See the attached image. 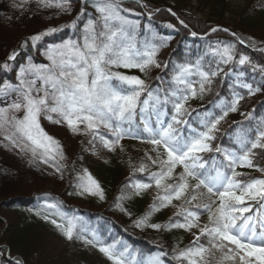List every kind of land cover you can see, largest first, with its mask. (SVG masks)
Masks as SVG:
<instances>
[{
    "label": "snow or ice",
    "instance_id": "1",
    "mask_svg": "<svg viewBox=\"0 0 264 264\" xmlns=\"http://www.w3.org/2000/svg\"><path fill=\"white\" fill-rule=\"evenodd\" d=\"M27 2L20 0V4H14V7H22ZM38 2L43 7H54L65 13L70 11L65 0ZM121 5L122 0H94L97 16L87 19L79 38L49 45L43 53L47 64L29 60L20 67L17 83L5 82L0 86V97H4V106L0 107V136L12 148L30 153L41 163L65 159L59 141L41 127L42 118L66 124L73 134L90 135L89 143L93 145L99 139L109 151L126 137L141 139L153 146L156 156L145 155L157 166V171L150 173L149 183L137 182L131 187L138 195L154 183L159 191L158 203L150 206L151 210L136 221V226L158 231L182 229L190 232L196 229L198 234L192 246L179 250L174 256L180 264H264V218L250 214L252 208L247 203L256 201L264 209V179L245 181L239 179L243 173L237 171V168L255 167L254 150L264 149V127L255 132L254 139L247 132L238 133L236 150L216 146L215 151L222 153L226 164L222 162L216 166L214 163L211 169L201 154L213 151L211 141L216 139L218 125L229 112L237 111L244 97L234 93L231 102L222 106V114L202 120L199 131L190 129L188 135H184V130L178 127L188 125L183 117L190 115L186 107L189 99L201 97L211 90L212 79L223 71L220 64L237 62L243 66L251 63L249 57L240 54L237 61L234 44L218 45L216 70H205L199 61L194 65H179L172 76L175 87H170L161 97L160 90L149 88L144 79L114 70L138 69L147 74L151 67H161L156 55L163 42L160 45L148 41L139 43L136 25L123 15L131 10ZM68 27L76 28V21ZM57 31V28H49L31 36L32 46ZM17 55L14 51L7 59L15 60ZM4 68L8 65L5 64ZM259 71L264 72V67ZM193 76L198 79H191ZM241 86L248 90L249 95L259 91L247 83ZM168 105H171L170 119L163 111ZM153 113L155 124L151 121ZM140 125L143 126L142 131ZM101 129L107 130L108 138ZM177 168L181 169L178 174ZM137 170L143 173L147 166L141 164ZM258 170L264 173V169ZM77 179L81 181L77 185L81 194L98 195L103 199L102 189L87 170ZM124 198L127 197L117 199ZM174 200H183L184 204L192 207L180 205L176 212L180 219L173 221L170 218L167 225L148 223L154 212L172 205ZM116 206L124 211L120 203ZM47 207L53 209L55 205ZM204 213L207 214V222L201 225L200 216ZM53 214L60 215L59 212ZM44 218L48 219V216ZM51 222L66 239L72 240L74 235L84 239L73 218L61 216L60 222L56 219ZM201 237L207 238V244L199 243ZM84 242L98 248L112 264H131L126 256L127 248L120 251L116 244H104L95 236L92 240L84 239ZM163 255L152 257L147 264H163L160 258ZM14 264L24 262L15 258Z\"/></svg>",
    "mask_w": 264,
    "mask_h": 264
},
{
    "label": "trees",
    "instance_id": "2",
    "mask_svg": "<svg viewBox=\"0 0 264 264\" xmlns=\"http://www.w3.org/2000/svg\"><path fill=\"white\" fill-rule=\"evenodd\" d=\"M171 1L122 0V8L131 10L124 12L123 15L136 25V39L139 43L148 41L160 45L163 42L172 47L165 58L160 54L161 47L158 48L156 58H164V65L160 71L152 67L147 74L141 73L138 69L119 68L114 69L115 71L144 79L149 88L159 89L163 97L166 90L175 87L172 84V76L179 65H194L199 61L205 70L213 64L217 65L219 57L215 55V51L218 45L234 44L236 60L238 61L239 55L243 54L251 61L250 64L243 66L237 62L220 64L219 67L224 69L225 74L212 79L211 90L206 91L201 97L189 99L192 103L188 109L190 115L183 117L188 121V125L178 126L184 130L185 135H188L190 129L201 130L202 120L221 115L222 106L231 102L234 93L246 96V91L237 86V80L229 73L238 76L241 82L250 84L252 88L259 89L264 95V72L259 71L264 67V54L255 50L259 46H264V0H253V7L240 11L237 15L238 20L232 22L226 18L230 11L226 0H210L207 4L208 13L203 20L192 18L183 12L181 8L183 5L176 1L185 0ZM82 7L84 9L82 16L86 20L97 16L94 0H82ZM78 24L79 28L82 27L81 23ZM216 27L227 31L217 29L216 32L209 33ZM193 32L196 33L195 36L192 35ZM22 45L24 53L34 58L35 48L32 44L25 41ZM35 62L38 63L40 60ZM165 65L167 67H164ZM191 79L196 80L198 77L193 76ZM243 99L237 110L244 104ZM248 110L251 111V121L229 126L220 135L218 143H212L213 151L204 158L207 167L219 159L220 164L223 162L222 153L215 151L216 146L230 151L236 150L235 140L238 133L247 132L254 139L255 132L264 127V99L250 106ZM163 111L167 112V118L170 119L171 105ZM232 113L234 112H229ZM139 119L138 115L137 123ZM155 119L153 113L151 120L155 122ZM142 127L140 125L141 131ZM141 142V139H131L124 144L119 149V163L113 158L109 163L101 162L85 150L83 144L72 154L69 164L62 168L61 187L57 192H33L27 199L16 197L7 202L0 201V211L8 218L0 219V222L6 223L5 233L0 235V264H14L15 258H20L24 264H112L98 248L84 242V239L92 240L93 236L104 244H116L120 251L127 248L126 256L131 264H147L148 260L160 253H164L160 257L163 264H180L174 256L179 250L190 247L193 243L187 239L186 231L182 229L158 231L151 227L136 226V221L151 210V205L146 203L142 192L136 194L131 184L149 183L150 173L157 171V166L145 155L147 153L153 156L149 151L152 145L148 143L144 145ZM141 164L147 166L143 173L137 170ZM84 170H87L99 184L103 191V199L98 195L81 194L77 187L81 181L77 178L83 176ZM123 171L128 173L127 178H121ZM180 171L176 170V174ZM245 173L250 176L248 180L261 178L250 175L251 170H246ZM152 186L155 187V184ZM118 197L127 198L118 201ZM176 202L179 205L183 204L184 207H192L184 204L183 200ZM204 202H207L206 199ZM117 203H120L124 211L116 206ZM247 203L252 208L250 214L264 218V209H261L256 201L249 200ZM49 204L55 205V208L49 209L47 207ZM56 212L60 215L53 214ZM46 215L48 219L44 218ZM61 216L73 218L77 231L84 239L75 235L72 240L66 239L51 222L53 219L60 222ZM200 217L207 220L206 213ZM169 221L170 219H165L160 209L152 214L148 223L167 225ZM257 227L259 228V224ZM54 242H59L60 245L56 247ZM199 243L207 244V238L201 237Z\"/></svg>",
    "mask_w": 264,
    "mask_h": 264
},
{
    "label": "rangeland",
    "instance_id": "3",
    "mask_svg": "<svg viewBox=\"0 0 264 264\" xmlns=\"http://www.w3.org/2000/svg\"><path fill=\"white\" fill-rule=\"evenodd\" d=\"M65 2L70 8V11L67 13L62 12L54 7H43L42 4L38 2V0H28V2L22 7H14V4H20V0H0V86H2L5 82L12 84L17 83L16 75L20 67L22 65H26L29 60H31L32 63H36L35 61L40 60V62L36 64H47L48 61L43 53L49 45L59 44L68 39L76 40L80 37L81 30L83 29L84 24L87 22L86 18L81 15V12L84 10L82 7V0H65ZM171 2L174 1L172 0ZM176 2L183 5L181 8L183 12L186 13V15L198 20H203V18L206 17L208 13L207 4L210 2V0H185V2ZM226 2L228 3L230 10L229 13L226 14V18L228 19L227 21L230 22L238 20V13H240L242 10L251 9L254 4L253 0H226ZM139 4L141 5V3ZM78 17L79 19H77ZM73 21H76L77 27H68V25H70ZM78 23H81L82 27L79 28ZM49 28H57L58 31L44 36L41 41L37 42L36 46H33L35 48L34 58L27 56L22 49L23 42L27 41L29 44H32L30 40L31 36L43 33ZM216 29L224 31V29L219 27H216ZM211 32L212 30L209 33ZM14 47L21 49L23 54L19 56L15 62L7 63L6 60L9 52ZM171 47L172 45L163 44V46L160 48L161 56L165 58ZM255 50L264 54V46H259ZM164 58H156L161 67L157 68L153 66L152 68L160 71L164 65ZM5 64L8 65V68H4ZM208 69L216 70L217 65L213 64ZM224 74L225 72L223 69V71L218 72L217 76L222 77ZM229 75L237 80V86L243 88L241 85L244 83L239 80L240 78L238 76L236 77L230 73ZM243 89L246 91V96L242 102L244 104L239 110L227 115L220 122L218 125L219 130L215 133L216 139L211 141V143L217 142L220 135L225 130H227L229 126L239 122L252 120L251 111L248 110V108L264 99V95L260 92V90L256 91L253 95H249L248 90L246 88ZM8 102L10 103L11 101L9 100ZM3 106L4 97H0V107ZM191 106L192 103L191 100H189L187 104L188 109ZM147 114V112L144 113L145 116H147ZM40 123L41 127L48 135L59 141L65 159L59 160V158H57L55 161L41 163L39 159H33L30 153L25 154L18 151L17 149L12 148L10 145H8L7 141H4L2 136H0V201L7 202L9 200L15 199L16 197L27 199L33 192H57V190L61 187L62 168L69 164L72 154L79 146H82L83 144L85 146V150H88L92 156L101 162L109 163V160L113 158L116 160V163H119V149L124 144L128 143L129 140L136 139L126 137L120 141V144L116 146L114 150L109 151L103 147V144L99 139H97L93 145L92 143H89V141L92 139L90 135L83 133L73 134L64 123L56 124L44 118L41 119ZM152 123L155 124L153 121ZM81 128H83V125H81ZM100 131L105 135V138L109 137L107 130L101 129ZM137 145L144 146L146 144L144 143V145ZM152 147L153 146L149 148V151L153 157H155L156 153L152 151ZM254 152L255 155L253 157V163L255 167L237 168L238 172L243 173L239 179L248 181L250 176L246 175V170H251L250 175L261 177L259 179H264V173L258 170L264 169V149L258 148L255 149ZM209 153L210 152L202 153L201 155L203 158H205ZM221 156L223 157V155ZM222 161L224 162V158ZM224 163L226 164V162ZM215 165H221L220 159L215 163ZM57 167H59V170H57ZM212 167L213 165H211L209 169ZM177 170L181 169L177 168ZM127 177L128 173L125 171L121 172V178ZM140 192L144 194L146 203H149L150 205H152L154 202L158 203V191L155 187L151 186L150 188ZM179 206V203L173 201L172 205L166 208H161L162 215L165 216V219H180L176 216ZM0 219H8L5 218L3 211H0ZM206 222V219L200 217L201 225ZM5 224V222H0V235L5 233ZM197 234L198 232L196 229H193L190 232L186 231V237L190 242L195 240ZM54 244L56 247L60 245L59 242H54Z\"/></svg>",
    "mask_w": 264,
    "mask_h": 264
},
{
    "label": "water",
    "instance_id": "4",
    "mask_svg": "<svg viewBox=\"0 0 264 264\" xmlns=\"http://www.w3.org/2000/svg\"><path fill=\"white\" fill-rule=\"evenodd\" d=\"M133 2H136V1L133 0ZM14 51L18 53V55L16 56V59H18V57L21 56V55L23 54V51H22L21 49H19V48H15V47H14V48H12V49L10 50L9 55L12 54ZM9 55H8V56H9ZM7 58H8V57H7ZM16 59H15V60H12V61H9V60L7 59L6 61H7V63H13V62L16 61ZM0 71H1V68H0Z\"/></svg>",
    "mask_w": 264,
    "mask_h": 264
}]
</instances>
